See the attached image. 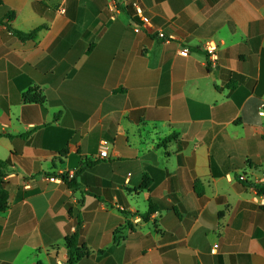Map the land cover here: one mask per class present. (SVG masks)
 Instances as JSON below:
<instances>
[{"label":"crops","instance_id":"1","mask_svg":"<svg viewBox=\"0 0 264 264\" xmlns=\"http://www.w3.org/2000/svg\"><path fill=\"white\" fill-rule=\"evenodd\" d=\"M0 2V264H264V0Z\"/></svg>","mask_w":264,"mask_h":264},{"label":"built area","instance_id":"2","mask_svg":"<svg viewBox=\"0 0 264 264\" xmlns=\"http://www.w3.org/2000/svg\"><path fill=\"white\" fill-rule=\"evenodd\" d=\"M135 6L142 25L145 26L146 28H151L149 18H147L144 15L142 9L139 8L137 4ZM161 37H163V35H161ZM203 50L206 52L212 67L216 68L220 60L217 44L213 41H209L203 45ZM189 54L190 52L188 49H184L180 52V55L185 58L188 57ZM97 158L99 160H105L108 158V144L106 142L101 143ZM76 177H77V172L75 170L69 169V170H61L58 172L56 176H49L47 180L53 182L60 181L62 183H71L76 179ZM262 205H264V197H262Z\"/></svg>","mask_w":264,"mask_h":264},{"label":"trees","instance_id":"3","mask_svg":"<svg viewBox=\"0 0 264 264\" xmlns=\"http://www.w3.org/2000/svg\"><path fill=\"white\" fill-rule=\"evenodd\" d=\"M0 4H2L0 2ZM15 18V14L11 13L8 15V20L9 21H13ZM41 31V29H37L31 33H22V32H18L13 30V34L15 36H17L20 40L22 41H27V40H34L38 33ZM8 163V162H7ZM6 162H1L0 161V168L3 170L6 167ZM253 187L259 196H264V185L260 186V185H253L251 186ZM8 192L6 190V184L3 180V174L0 175V211L4 212L7 208L8 205ZM77 243H78V233L76 232L72 238H71V246H70V256H71V262L70 264L74 263V259H75V250L77 248Z\"/></svg>","mask_w":264,"mask_h":264}]
</instances>
